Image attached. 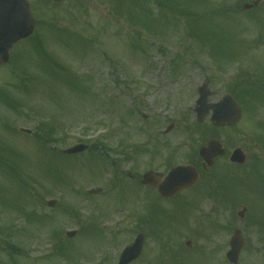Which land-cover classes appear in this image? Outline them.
<instances>
[{
    "label": "rangeland",
    "instance_id": "rangeland-1",
    "mask_svg": "<svg viewBox=\"0 0 264 264\" xmlns=\"http://www.w3.org/2000/svg\"><path fill=\"white\" fill-rule=\"evenodd\" d=\"M31 1L39 22L34 38L40 41L20 43L11 62L0 69V264H116L136 235L137 202L145 201L136 179L152 167L167 173L161 156L177 151L175 161L183 164L206 138H216L227 150L217 164L228 171L224 162L232 151L241 147L258 154L256 145L264 144V103L244 92L237 94L242 118L236 126L213 131L209 120L198 122L194 114L197 88L204 81L213 91L210 103L222 99L232 83L264 81V0L250 12L242 4L255 0ZM228 59L232 65L227 68L223 61L228 64ZM180 64L182 75L173 79ZM171 124L174 130L164 135ZM38 127L43 135L52 132L56 142L38 141ZM103 141L111 152L90 153L93 143ZM78 144L89 146L88 152L73 158L57 152ZM123 144L128 153L137 147L159 151L156 158L143 153L135 161L128 158L134 152L123 156ZM112 162L119 165L118 174ZM117 176L121 182L114 186ZM96 187L103 192L89 196L87 191ZM54 199L58 203L51 209L47 202ZM145 199L153 212L156 203L164 207L158 214L162 245L154 243L153 252L134 264H158L164 257L176 264L170 247H180L179 264H203L205 251L181 248L183 229L193 216L188 224L184 217L182 226L181 212L170 219L165 213L173 212L163 199L154 193ZM202 199L200 227L222 222L225 212L210 216L213 201ZM74 209L80 220L73 219ZM74 229L81 233L67 243L66 232ZM10 236L16 243L13 238L8 246ZM164 241L173 243L165 247ZM62 242L66 246L56 252ZM18 247L21 252L15 253Z\"/></svg>",
    "mask_w": 264,
    "mask_h": 264
},
{
    "label": "flooded vegetation",
    "instance_id": "flooded-vegetation-1",
    "mask_svg": "<svg viewBox=\"0 0 264 264\" xmlns=\"http://www.w3.org/2000/svg\"><path fill=\"white\" fill-rule=\"evenodd\" d=\"M259 150L264 153V147ZM199 166L202 170L201 173L198 169L199 182L183 192L195 189L194 192L197 193L206 184L217 185L220 180L223 181L216 161L215 166L208 170L204 168L203 160ZM230 171L229 195L238 201L227 214L226 221L205 229H198L196 224L190 225L185 238L195 243L192 253L205 251L206 260L203 264H264V209H258L253 202L257 197L264 198V154L262 159L250 155L242 166L231 164ZM200 181L202 183L198 185ZM140 183L141 180H137V184ZM150 192L159 195L157 188H148L144 193ZM186 199L190 200V197ZM217 206L218 208L213 207L211 210L219 209V202ZM243 210L244 215L241 216ZM139 214L140 207H137V215Z\"/></svg>",
    "mask_w": 264,
    "mask_h": 264
},
{
    "label": "water",
    "instance_id": "water-1",
    "mask_svg": "<svg viewBox=\"0 0 264 264\" xmlns=\"http://www.w3.org/2000/svg\"><path fill=\"white\" fill-rule=\"evenodd\" d=\"M255 6L259 2H255ZM253 5H244L245 10H249ZM34 32V20L32 18L30 7L27 0H0V66L9 61V52L15 43L21 39L29 37ZM201 119L205 118L209 112L206 103H202L201 108L197 110ZM241 117V111L233 98L227 97L223 102L214 106L212 121L219 125L236 124ZM219 142H211L209 148L203 149L201 155L210 162L217 156L224 153ZM87 148L79 146L65 151L66 154L81 153ZM234 161L242 162L245 158L238 151L234 154ZM190 168L183 167L174 170L165 186L161 187V193L165 196H171L178 192L180 188L190 183L193 174ZM159 175L153 173L145 176L144 183L150 184L156 181Z\"/></svg>",
    "mask_w": 264,
    "mask_h": 264
},
{
    "label": "trees",
    "instance_id": "trees-1",
    "mask_svg": "<svg viewBox=\"0 0 264 264\" xmlns=\"http://www.w3.org/2000/svg\"><path fill=\"white\" fill-rule=\"evenodd\" d=\"M222 10H224V9H222ZM187 13H188V10L184 11V14H187Z\"/></svg>",
    "mask_w": 264,
    "mask_h": 264
}]
</instances>
